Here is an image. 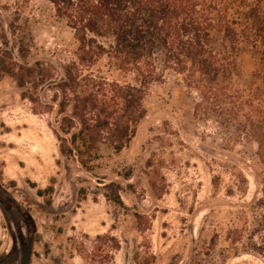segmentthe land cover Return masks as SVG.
I'll return each mask as SVG.
<instances>
[{"label": "rangeland", "instance_id": "374dc122", "mask_svg": "<svg viewBox=\"0 0 264 264\" xmlns=\"http://www.w3.org/2000/svg\"><path fill=\"white\" fill-rule=\"evenodd\" d=\"M16 11L33 37L29 63L62 78L73 29L47 0H0L5 21ZM237 63L241 83L260 96L257 55L243 49ZM23 91L0 83V264H20L23 246L28 264H264L260 125L246 135L196 117L198 96L168 73L148 86L131 144L120 154L103 148L90 172L61 156L53 117L35 114Z\"/></svg>", "mask_w": 264, "mask_h": 264}, {"label": "trees", "instance_id": "16d2710c", "mask_svg": "<svg viewBox=\"0 0 264 264\" xmlns=\"http://www.w3.org/2000/svg\"><path fill=\"white\" fill-rule=\"evenodd\" d=\"M47 1L77 41L63 77L55 66L29 63L33 37L16 11L8 21L0 13V83L12 79L35 114L53 117L61 156L92 172L103 148L120 154L147 116L148 86L174 73L198 96L196 117L246 135L262 127L264 165V92L256 96L241 83L237 63L247 49L264 67V0ZM114 72L133 78L121 81ZM44 86L46 98L38 93ZM22 248L20 264H28L31 253Z\"/></svg>", "mask_w": 264, "mask_h": 264}]
</instances>
